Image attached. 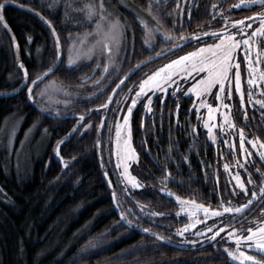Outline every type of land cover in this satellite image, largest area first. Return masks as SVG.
Wrapping results in <instances>:
<instances>
[{"label": "trees", "instance_id": "trees-1", "mask_svg": "<svg viewBox=\"0 0 264 264\" xmlns=\"http://www.w3.org/2000/svg\"><path fill=\"white\" fill-rule=\"evenodd\" d=\"M126 1L150 26L157 24L143 10L147 7V0ZM50 2L18 0V3L42 12L52 21L60 36L63 54L56 69L45 79L56 81L62 89L60 94L65 93V97L60 95L52 99L48 103L49 111L41 112L37 104L28 100L25 84H30L42 67L55 61V38L51 26L28 8L9 3L5 18L20 44L17 57L9 34L0 25V91H10L0 95V264H227L230 260L220 244L209 242L186 246L178 243L176 232L187 223V218L177 215V202L160 191V187H164L182 197L217 207L221 203L220 197L227 198L228 188L234 185L223 166L228 163L231 169L237 167V150L229 148L223 140L214 143L209 139L193 108V96L172 88L152 98L150 112L144 101L134 107L130 118L131 144L139 155L135 164L137 170H133L138 172L145 187L124 184L113 148L116 123L120 120L123 124L126 107L131 106L128 88L144 78V74H150L169 60L192 50V46L158 58L147 66L142 65L126 81V86L117 89L107 112L100 109L86 114L84 122H90L92 127L73 132L77 126V114L104 103L115 85L105 81L103 95H98L93 81L105 74L104 63L95 58L81 59L71 67L68 64L72 41L69 37L92 31L96 25L95 21L87 20L84 12L77 11L89 0H57L52 8L47 6ZM110 2L127 25L124 51L117 61L123 69L119 74L123 78L124 73L152 53L143 44L145 30L137 19V11H130L120 0ZM160 2L163 7L154 11L160 27L171 34L197 32L199 26L208 30L210 24L214 28L223 24V21L216 24L212 19V14L217 11L212 4L217 0H195V4L193 0H187V6L185 0H179L180 8L184 10L179 17L175 8L177 0ZM236 2L221 0L230 19L251 15L245 9L228 11ZM66 4L70 7H65ZM188 8L192 12L191 22L187 16ZM216 19L220 17L216 16ZM28 36L32 37L31 41ZM155 44L158 45L157 51L165 48L159 34ZM20 61L28 69V81L23 78ZM112 76L114 78L116 73ZM43 87L41 84L40 88ZM236 97L231 114L237 128H244L246 134L264 139L261 110L253 108L249 98L244 106L236 104ZM177 103L180 105L178 115ZM243 107L249 112L247 126L242 115ZM116 108L120 111H112ZM101 119L106 120V126L98 130ZM13 127L15 137L9 144ZM65 138L61 145L63 160H60L54 149L57 142ZM97 138L102 141L100 146H97ZM249 159L254 161V167L264 171L259 158L252 155ZM254 167L248 165V171L259 183L260 173L255 172ZM239 171L247 182V173L243 169ZM166 175L169 178L164 180ZM116 203L121 207L117 208ZM252 207L256 211L248 219L259 215V208L255 204ZM121 210L128 213V219L136 220L168 239L159 241L140 228L121 227ZM89 241L96 247L89 250L85 260H77L80 250Z\"/></svg>", "mask_w": 264, "mask_h": 264}, {"label": "snow or ice", "instance_id": "snow-or-ice-1", "mask_svg": "<svg viewBox=\"0 0 264 264\" xmlns=\"http://www.w3.org/2000/svg\"><path fill=\"white\" fill-rule=\"evenodd\" d=\"M9 3L18 4L21 8H28L31 12L39 15L51 26V31L54 34L56 47L55 61L47 67H42L35 75V78L31 79L30 84H25L28 100L37 104L41 112L49 111L48 103L52 101V91L56 88L57 82L52 80L46 81L45 78L56 69L63 54L60 36L56 32V28L52 26V21L44 17L43 13L38 9L30 7L28 4L18 3V0H0V25H3L9 34V38L17 50V57L19 55L20 44L5 18V9ZM56 4L57 0H51L47 6L52 8ZM193 4H195V0H193ZM185 5L187 6V0H185ZM65 7H70V5L66 4ZM161 7H163V4L160 0H147V7L143 9L157 21L155 26H150L146 20H143L139 16V12L137 11V19H140L145 30L143 44L152 54L135 64L129 72L124 73L123 78L119 75L123 69L118 65L117 61L124 51L123 40L127 31V25L121 22L118 14L109 10L105 0H95V2L89 0L82 8L77 9V11L85 13L87 20L95 21L96 28L93 32L85 33L83 38L73 41L68 49V64L71 67L81 59L91 60L97 52L101 56L106 55L107 62L103 65V73L105 75H101L93 83L98 89V95H103V89L106 86L105 81L114 84L115 87L111 88L112 94L107 96L104 103L99 104L94 109H86V112L77 114V126H74L73 132L92 127L93 125L90 122H84L86 114L98 112L100 109L107 112L109 105L113 103V96L116 94L117 89L126 86V81L142 65L147 66V64L154 62L158 58L182 50L183 47L192 46L193 48L192 51L169 60L150 74H144V78L138 84V90H135V86L128 88V93H132L135 90V96L131 99V106L126 107L127 115L122 118L123 124L116 123L118 158L121 156L120 145L123 144L125 158L127 160H138L139 154L131 147L129 141L131 138L130 118L140 98L143 96L147 101L146 108L150 112L152 110V96L150 93L155 89L166 92L167 85L169 83L176 84L177 79L182 84L186 83L187 87L185 91L177 85L176 91L196 98L193 108L197 114L199 115L200 108L207 109V119L205 120L204 127L208 129L207 135L214 141L217 137L213 133V129L218 126L212 123L214 113H220L221 109H231L233 107V97L237 93L238 96L235 103L241 106L245 105L246 97L249 99L253 98L254 93L257 91L261 95H264V0H237L235 4L230 5L228 11L245 9L251 12V15L238 19H230L225 14L221 0H217V3L212 4V8L217 10L212 14V19L216 24H221V21H223L220 27L214 28L210 24L208 30H204L203 26H199L200 30L197 32L185 33L184 31H180L178 35L164 31L160 27L159 17L154 9L158 10ZM175 8L178 17L183 15L184 10L180 8L179 0H177ZM167 14L171 15V12ZM187 16L189 22H191L192 12L190 8L187 10ZM216 16H219L220 19L217 20ZM177 23H179V20H177ZM182 27L183 25L181 24ZM157 34L160 35L165 43V48L160 51H157L158 45L155 44ZM27 39L31 41L32 37L28 36ZM69 39L72 38L69 37ZM209 39L213 42L209 43ZM85 44H87V47H85ZM19 67L23 69L24 80L28 81L29 72L23 61L19 62ZM244 68H246L247 75L245 78H242ZM112 73H116L114 78ZM184 78L189 79L185 81ZM85 79H90V77H85ZM41 84L44 85L43 88H40ZM208 97H211V102L208 101ZM125 99H127V94L125 95ZM116 103L119 104L120 101L117 100ZM256 103L261 106V115L264 116V99L258 100ZM197 105H199V108H197ZM176 107L178 115L180 105L177 103ZM253 108H255V104H253ZM112 111L116 112L120 111V109L116 108L112 109ZM57 114H59V110H57ZM242 115L245 126H247V122L250 119L247 107L242 108ZM223 117L224 123L220 126L222 133L226 132L229 128L237 127L229 111H224ZM105 126L106 120L101 119L97 128L98 130H102ZM125 127L128 128L127 139H123L121 136L122 128ZM228 135L231 137L230 132ZM14 137L15 127L9 133V144L13 143ZM66 139L59 140L54 149L56 156L61 160H63L61 145L65 143ZM222 142L228 144L229 148L236 149L243 154V162L237 157L236 163L238 168L243 169L247 173V182H245V178L241 176L239 170L232 173L230 165L225 163L223 166L225 171H228L235 181L234 185L228 188L227 198L221 196V203L216 208H211L205 204L196 203L195 200H185L176 196V199L181 203L180 211H188L193 217H198V214L202 213L205 220L209 217L217 218L211 226H206V231L212 233L208 239L215 241L217 244H220L221 241L224 242L223 251L230 257V261L227 264H264V207H259L260 205H264V171L259 167H254V161L249 159L253 155L252 150H256L259 152L260 161L264 163V139L259 135L249 139L245 136L244 128H240L238 141L224 140ZM96 143L97 146H100L102 144L101 139L97 138ZM248 165H252L255 172L260 173L259 183L257 182V178L253 176V173L248 171ZM64 166L67 168L68 164L65 163ZM128 168L129 164L125 163L124 171L121 175L128 177L127 182H130L132 187H142L143 185L137 180V177L128 173ZM169 175H166L163 179L167 180ZM217 182H219L218 176ZM225 187L227 188V185ZM160 191L165 192L167 189L162 187ZM168 195H174V193L168 192ZM113 198L114 200L116 199L115 192H113ZM241 198L243 199L241 200ZM254 204L259 208V215L248 219L256 211L252 207ZM115 206L117 208L121 207L120 203H116ZM140 207L143 211L144 206L141 205ZM145 214L149 215L148 213ZM179 214L178 212L177 215ZM119 215L121 217V227L127 225L140 228L143 233L150 234L159 241L168 239L158 232H152L149 227H143L136 220L128 219V213L125 210H121ZM151 215H162V213H151ZM197 223H202V221L197 218L194 223L184 225L183 231L178 230V234L183 236L189 227L194 228ZM236 225H241V227H237ZM221 233L225 234L226 239L225 237H221ZM196 235H203V232H197ZM217 237H221V239L217 240ZM229 241H235L234 248L227 246ZM191 243L195 244L196 241H192ZM95 247L96 244L89 241L80 250L81 254L76 259L79 261L85 260L89 250Z\"/></svg>", "mask_w": 264, "mask_h": 264}, {"label": "rangeland", "instance_id": "rangeland-1", "mask_svg": "<svg viewBox=\"0 0 264 264\" xmlns=\"http://www.w3.org/2000/svg\"><path fill=\"white\" fill-rule=\"evenodd\" d=\"M120 1L124 5V7H126L130 11H132V12L137 11V9L133 5H131L130 3H128L126 0H120ZM105 2H106V4H107V6H108V8H109L110 11H113L115 14H118L117 11L115 10V7L111 4L110 0H106ZM121 22L124 23V24H126L125 21L122 20V19H121ZM95 28H96V25H95L94 29ZM94 29L92 31H89V32H93ZM89 32H85V33H89ZM85 33H81L79 35L74 36L72 38L71 44L73 43L74 40H77L78 38H83L84 35H85ZM212 42L213 41H210L209 43H212ZM85 47H87V44H85ZM15 50H16V48H15ZM192 50H190V51H192ZM16 53H17V50H16ZM93 58H95L98 62H103V63L107 62L106 55L105 56H101L99 54V52H97V54ZM87 60H89V59H87ZM246 75H247L246 68H244V70L242 71V78H245ZM187 79H189V78H184L185 81ZM139 82H137L136 84H132L129 88H133L135 86V90H138V84H139ZM177 85H179L181 88H183L186 91L187 84L186 83L182 84L179 79H177L176 84L169 83L167 85V91L170 90V89H172V88H177ZM14 90L15 89H12L11 91H14ZM135 90L132 93H130L132 98H134V96H135ZM61 91H62L61 87L57 84L56 85V88L52 91V99H55L57 96H60L61 95L60 94ZM9 92L10 91H0V95L1 94H7ZM158 93H162L163 94L165 92H161L159 89H155L152 93H150V95L153 98ZM62 94H64V95H61V97L64 98L65 97V93H62ZM235 96H238V93L235 94L234 97ZM234 97H233V100H234ZM207 99H208L209 102H211V97H208ZM247 99L248 98L246 97V101H247ZM261 99H264V95H261L257 91V92L254 93V97L251 98L249 101L251 103L255 104V107L257 109L261 110V106L258 103H256V101L261 100ZM195 100H196V98L193 96V103L195 102ZM140 101H144L145 106H146L147 101L144 99L143 96L140 98ZM197 108H199V105H197ZM231 109H221L220 113H214V119L212 120V123H215L218 126H217V128H214L213 129V133L217 137V139L215 141L212 140V138L208 135L209 139L212 142L217 143L219 140H223V141L224 140H229V141H231V140H237L238 141V137H236V136H238L239 129L237 127L236 128H229V129H227L226 132H223V133L221 132V128H220V126L223 125V123H224V117H223V112L224 111H229L230 112V116L233 119L232 114H231ZM197 118H198L200 124L203 126V128L206 130V133H207L208 132V129H206L204 127L205 120L207 119V109L206 108H200L199 109V115L197 114ZM118 122L120 123V120ZM229 132L231 133V137L228 135ZM127 133H128L127 127L122 128L121 136H122L123 139H127ZM245 136H247L249 139H251L253 137V136H250V135H248L246 133H245ZM234 137H236V138H234ZM129 143L131 144V138H130ZM131 147H132V144H131ZM113 148H114L115 160H116V164H117V168H118L119 174H121L124 171V164L125 163H128L129 164L128 173H130L132 176L137 177V180L143 185L141 179L138 176V172L135 173L136 171L133 170L134 168L137 170V168L135 166L137 160H135V161L134 160H127L125 158V155H124V145L123 144L120 145L121 156L119 158L117 157L116 130L114 132ZM235 150L236 149H234V151ZM252 152H253V155L256 158H259V152L258 151L252 150ZM237 157H239V159L241 160V162H243V154L241 152L237 151ZM235 160H236V158H235ZM262 164H264V163H262ZM237 170H240V168H238V165H237V167H235V169H231V172L232 173H235ZM226 174H227V178L229 179V181H231L232 183H235V181L233 180L232 175L228 171H226ZM121 179H122V181L124 182V184L126 186L132 187V184L130 182H127L128 181V177L126 175L125 176H122L121 175ZM142 187H145V186L143 185ZM161 188L162 187H160V189ZM168 192L174 193V192L170 191L169 189H167V191H165L163 193H165L166 195H168ZM168 196L171 197V198H173L177 202V204H178V211H177V213L179 212L180 213L179 215L185 216L187 218V223L185 225H190V224L194 223L197 218L200 221H202V223H197L196 224V227H194V228L193 227H189V229L184 232V235L183 236L179 235L178 234V231H177L176 232V235L178 237V243L179 244L186 245V246H192V245H202V244L209 243V242L210 243H216L215 241H212V240L208 239V237H210L212 235V233L206 231V226H211L212 223H213V221L217 219L216 217H209L207 220H205L202 213L198 214V217H193L190 214V212H188V211L181 212L180 211V209H181V203H180V201H178L176 199V196H179V197H181V198H183L185 200H195V199L182 197V196H180V195H178L176 193H174V195H168ZM195 201H196V203H202V202H199L197 200H195ZM202 204H205V203H202ZM205 205L208 206V207H211L208 204H205ZM211 208H216V207H211ZM237 227H240V226H237ZM179 231H183V227ZM197 232H203V235H196ZM221 237H225V239H226V236H225L224 233H221ZM221 237H217V240H220ZM192 241H196V243L193 244V243H191ZM220 246H221L222 249L224 248L225 245H224V242L223 241H221ZM227 246L234 248L235 247V241H229ZM253 254H255V253H253ZM228 259L230 260V257H228Z\"/></svg>", "mask_w": 264, "mask_h": 264}, {"label": "water", "instance_id": "water-1", "mask_svg": "<svg viewBox=\"0 0 264 264\" xmlns=\"http://www.w3.org/2000/svg\"><path fill=\"white\" fill-rule=\"evenodd\" d=\"M60 159V158H59ZM61 160V159H60ZM105 177L107 178V182H108V185L111 187V181L109 180V177L108 175H105ZM114 199V198H113ZM114 204H115V201H114Z\"/></svg>", "mask_w": 264, "mask_h": 264}, {"label": "flooded vegetation", "instance_id": "flooded-vegetation-1", "mask_svg": "<svg viewBox=\"0 0 264 264\" xmlns=\"http://www.w3.org/2000/svg\"><path fill=\"white\" fill-rule=\"evenodd\" d=\"M258 10V9H257Z\"/></svg>", "mask_w": 264, "mask_h": 264}]
</instances>
